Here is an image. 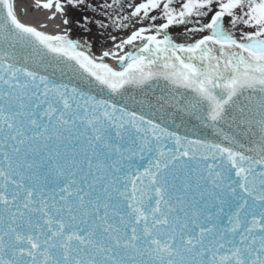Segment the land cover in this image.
<instances>
[{
	"label": "water",
	"instance_id": "95a60500",
	"mask_svg": "<svg viewBox=\"0 0 264 264\" xmlns=\"http://www.w3.org/2000/svg\"><path fill=\"white\" fill-rule=\"evenodd\" d=\"M5 3L6 0H0V10H3V8L6 6ZM213 13L214 10L211 15ZM211 15L207 18V20H209ZM219 20L220 17L216 15L211 23L212 26L217 25L215 32L217 37H220L222 34L219 26ZM19 23L22 24V22ZM25 26L29 27V25ZM209 32L210 31L202 33L199 37L209 34ZM211 34L212 33H210V35ZM41 35L61 39L59 34ZM1 36L0 29V39ZM149 38L150 36H144L142 40L135 46V48L132 49L131 58H126L125 63H122L120 69L112 70L116 72H122L129 65V63L135 61L137 59L139 50ZM152 38L155 39L154 36ZM226 39L228 41H234L229 40V37ZM8 40L10 42L12 41L11 39ZM155 40L162 41L161 39ZM62 41L67 45L65 40ZM43 42L49 44L51 41L50 39L44 37ZM49 45L51 47L50 52H45L43 47H39L41 50H38L36 53L40 57H43L42 53L44 52L45 55L49 56V61L51 63L53 62L56 65H61L63 68H73L71 63H64L61 61L60 57L55 56V53L60 51L56 48V46H54L52 43ZM166 45L171 47L178 46L175 44ZM193 45L194 42H192L191 45L180 46L191 47ZM148 46L149 47L146 48V56H143L144 58L142 57L141 63H133L131 67L122 74L113 73L108 68L102 70L99 67H95L88 59H85V64L96 75H102L101 78L98 76L100 81H102V84H105L106 81L112 80L114 82L112 88L114 89L119 88L124 90L126 88H130L128 90L130 91L134 86L139 85L148 88L151 86V84H153L156 90L167 87V95H169L171 92L181 93V90H184L180 96H182V99H189V101L183 102L186 109L184 117H188L187 119L198 132H200L199 128H202V125H205L204 127L207 129L206 132L202 134L200 141L194 145L197 148L192 151H195L196 155L198 156H213L215 159L214 161H218L219 167H221L220 171L227 173L226 177H228V181H226V185H224V191H222V195H220V201L218 203V205L221 206V212L214 211L212 220H201L200 217L203 216L202 210L196 211V215H194V219L196 220L193 221L194 219H192L191 221L194 229L190 230L191 232L188 229L189 232L181 235V237L191 234L196 236V230L198 227L203 228L204 226H207L208 231H206V235H204V237H207L208 232L211 230V232H213V234L218 237V240H220L223 234V229L227 230L233 219H237L241 224H245L246 220L244 215H242L240 212L236 213L235 208H233L235 201L234 194H229L227 192V185L231 175L233 174V170L236 167V163H234V167L230 169L222 159L223 157H221V155L217 156L216 153H219L218 145L225 144L224 148L228 147L233 153H236L235 151H237L238 156L243 158V153H245L247 149L252 148L247 146V143H250L251 140H256V142H259V133L260 136L264 133L263 129L260 132L261 128H259V125L257 124V120H259L261 123L264 121V117H262L263 114L259 115V108L264 104V54L260 55V58H255L254 55H251L250 53L251 51L254 52L255 50H257V52H263L264 43H261L260 40H257V42L253 43L252 46H241L240 43L239 45H223L220 42H216L211 39H205L197 45L196 50L179 49L177 52L179 55L170 51L163 52L160 48L153 49L150 47L153 46L151 42ZM69 47L79 51L78 48H73L72 46ZM1 53L2 52L0 50V54ZM2 57L0 56V68H2V71L0 72V94H6V97L9 99V108L13 109V111H15V113L18 115H21V123H23L24 126H28L30 121L33 129H40L45 135L55 136L69 134V131L72 130L74 131L75 135L79 136V138L85 137L84 134L88 129H90L91 132L97 133L90 136L91 140L101 136L102 134L107 136H110L108 134H111L113 137L122 138L125 140V142H112V146L115 148H120L123 150V153L120 152L118 161L114 164L115 168L113 175L115 177L114 182H112V188L110 189V192H114V194L119 197L118 201L120 202L119 205H121V211L125 212L127 210V216L132 221L134 218L133 214L130 212L129 206L126 205L129 194V191L126 190L130 181V174H132V169L134 164L138 162V159L136 158L137 150L134 154H130V152L133 151V148H137V141L134 140L135 142H133L135 135L138 139L139 133L145 131L143 127H140L137 130V127L143 123L138 124L137 127H135L133 124H129L133 128H129L127 131H125L127 134L122 133L117 136L115 134L119 131H112L110 129L112 123H110L104 116L96 114L95 119L90 121L85 118L86 112L82 109H77L73 112L67 110V105L65 101H63V97L68 96L69 92L67 89H63L61 84L58 86L55 82H53V80L47 81V84L52 86V90L56 94V104L51 102L52 98L48 99V104H46L44 101L36 102L35 104L38 106L39 110L45 112L44 117L39 119L38 112L40 111L35 110L33 107L34 97L32 95V89H29V85L25 83H29L35 79L41 78L36 76L34 79L31 73L24 71L23 67L25 60L23 57H27L24 48L18 50L12 55L14 58L13 60H7L6 58L2 59ZM77 57L80 59L79 54ZM64 59L69 60L70 56L65 55ZM18 75L21 77L17 78ZM52 75H54V72ZM16 80H18V83L14 84ZM154 87L149 88L148 90L151 92V89ZM143 95L144 94H141L140 96ZM158 95L162 96L163 94ZM170 96L173 98L174 94H170ZM256 99L260 101L256 102ZM261 100L263 102H261ZM257 103L258 106L256 105ZM201 105L205 109H211H209L210 111H208V114L206 110L202 109L204 118L207 120L202 121L199 126L198 119L195 120L193 116H198L196 112ZM246 109H249V111L247 110L248 112H244ZM126 110H128V107L123 106L121 107L120 112L116 111V114L122 115ZM50 111H56V113L50 116ZM58 112L62 120L65 121L67 125L71 126L70 128H67V126L64 124H59L56 117ZM262 113H264V110H262ZM75 114L78 116V120H76L74 116ZM185 127L187 126L185 125ZM127 138H130V140H127ZM0 141H2L1 137ZM165 145L168 146V148L175 147V143L173 142H169L168 144L165 143ZM22 146H20V149ZM24 152H27V150H24ZM28 152L31 156H35L32 154V151L28 150ZM7 155L9 158H13L17 155V153L13 154V150H11V152ZM251 155L253 157L254 153H251ZM206 157H204V159H198L201 158L198 157L197 159L180 160L174 162L173 166H175L176 163L179 164L176 173L182 172L185 175L194 176L199 178L205 184L212 182L214 183V174L207 166V162L210 160V158L205 159ZM13 161L15 162V160ZM139 163L144 164L145 159H141ZM172 173L173 172L164 173L160 180L161 187H166V194H170L171 192V184L169 181H171L173 178ZM228 173H230V175H228ZM174 178H177V176H174ZM224 180H226V178ZM230 185L231 184H229V186ZM154 189L155 188L152 186L151 194L148 191L146 192L148 203L151 207H154L157 203V195L155 194ZM224 193L226 195L224 198L225 205H223ZM43 195L44 193L41 192L40 198L44 199ZM164 195L165 194H162V196ZM121 196L123 198H121ZM75 208L76 210L81 209L79 205H76ZM63 210L65 211V208H63ZM163 210L164 205L160 203V211L163 212ZM221 214L222 216L219 218ZM38 215L39 218H41V215ZM23 216H25L27 220L30 218V216L27 217L26 214H23ZM160 216L161 215H158L156 218H160ZM216 221L218 222L215 223ZM4 223H9L8 219H6ZM129 224L131 225L133 223ZM139 225L136 226L137 230L135 232L142 235L144 232ZM8 226L9 224H7V227L5 225L1 226L0 230L5 229L6 231H10V233H12ZM241 228L243 229V227ZM199 233L201 234L202 231H199ZM127 237H129V231L127 230L125 232V237H121V235L118 234L117 238L119 239V242L122 244V246L130 245L129 243L124 242L127 240ZM239 237V234L236 235L235 233H232V237L225 242V252L229 253L230 250L237 247L243 251V259H245L244 262H251L253 254L251 253L250 247L247 246V242L243 240L244 235H242L240 238ZM191 239H196V237H192ZM141 244L143 247L139 252L137 257L139 259H137L136 262L140 261L141 257L150 256V258L153 259L156 264H185L183 263L185 259L182 258H180L178 261L173 260L172 262L167 263V257L155 252L153 250V245L147 241V238L142 241ZM191 246L192 250H194V248L196 249L197 244L195 243ZM203 247L204 246L200 245V249H198V255H196V258H198L201 254V249H203ZM184 250L185 248H183L181 252H184ZM127 251L128 250L124 249L123 247L119 250L118 257L120 260L134 259L127 257L129 252ZM151 264L154 263L151 261Z\"/></svg>",
	"mask_w": 264,
	"mask_h": 264
},
{
	"label": "rangeland",
	"instance_id": "374dc122",
	"mask_svg": "<svg viewBox=\"0 0 264 264\" xmlns=\"http://www.w3.org/2000/svg\"><path fill=\"white\" fill-rule=\"evenodd\" d=\"M57 1L67 10L66 14H63V25L67 33L85 42L94 52L125 34L126 28L142 30L141 32L146 34L156 33L161 37L167 35L171 38L168 33L158 30L157 23L165 21L171 23L169 29L171 35L176 37L181 35L192 41L202 33L210 31L207 18L213 10L223 13L224 30L230 37L246 44L253 39H264L263 0H252V3L246 0H179L178 3H172L171 0H120L122 12L117 17L116 24L119 31L113 36L102 35L101 38L82 34L83 26L80 24L88 16L79 15L81 17L78 21L71 16L72 7L76 8V0ZM136 7H140L142 12L135 13ZM192 9L197 13V19L191 25L183 24L188 15L194 14ZM75 11L81 14L78 9ZM235 21H239V24H235ZM78 29H81L80 34L77 32Z\"/></svg>",
	"mask_w": 264,
	"mask_h": 264
},
{
	"label": "bare ground",
	"instance_id": "6f19581e",
	"mask_svg": "<svg viewBox=\"0 0 264 264\" xmlns=\"http://www.w3.org/2000/svg\"><path fill=\"white\" fill-rule=\"evenodd\" d=\"M10 9L18 22L23 25H29L40 34H59L67 45L78 48L86 55H89L96 63L110 67L111 69H120L126 58H131L132 49L142 40L144 36H154L155 39H161L165 44L191 45L189 43H179L180 37L176 38L161 37L156 34H146L140 30L134 29L125 35L120 36L109 45L101 46L96 52H93L89 46L82 40H78L67 33L63 25L64 7L58 4L57 0H9ZM59 7V8H57ZM166 31V30H165ZM212 33V31H211ZM228 37V36H227ZM229 40L240 43L241 46H252L257 40L264 43V39H253L248 44L229 37Z\"/></svg>",
	"mask_w": 264,
	"mask_h": 264
},
{
	"label": "flooded vegetation",
	"instance_id": "af4514ba",
	"mask_svg": "<svg viewBox=\"0 0 264 264\" xmlns=\"http://www.w3.org/2000/svg\"><path fill=\"white\" fill-rule=\"evenodd\" d=\"M106 7L110 9V11L107 10V17H106V23L105 25L108 27V29H111L113 26V19H112V12L114 8V0H107L106 1Z\"/></svg>",
	"mask_w": 264,
	"mask_h": 264
}]
</instances>
